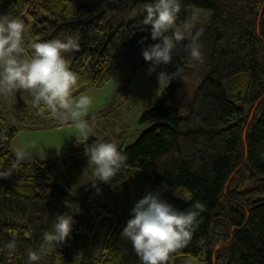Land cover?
Wrapping results in <instances>:
<instances>
[{
	"label": "trees",
	"instance_id": "trees-1",
	"mask_svg": "<svg viewBox=\"0 0 264 264\" xmlns=\"http://www.w3.org/2000/svg\"><path fill=\"white\" fill-rule=\"evenodd\" d=\"M151 2L0 0V14L23 21L26 41H79V50L65 54L78 75L71 93L78 98L108 83L115 71L123 74L126 86L135 72L151 65L142 47L157 41L142 30L140 9ZM263 4L181 0L178 24L191 17V9L208 14L196 26L202 30V59L192 61L180 45L170 63L157 66L172 74L159 102L140 117L152 127L132 145L117 146L127 160L110 182L95 180L84 145L76 138L53 159L18 162L11 142L19 126L62 124H53L51 112L33 107L26 91L0 94V264H28L26 250H39L56 215L69 211L66 199L81 209L71 234L34 264H120L114 240L123 237L137 188L159 192L180 210L195 200L206 206L187 245L170 254L166 264H177L182 256L198 257L203 248L209 264H264V97L258 102L264 96ZM123 54L138 64L122 69L116 61ZM94 140L89 137L87 143ZM103 234L100 253L94 256L93 246ZM13 240L16 248L9 253L5 245Z\"/></svg>",
	"mask_w": 264,
	"mask_h": 264
},
{
	"label": "clouds",
	"instance_id": "clouds-1",
	"mask_svg": "<svg viewBox=\"0 0 264 264\" xmlns=\"http://www.w3.org/2000/svg\"><path fill=\"white\" fill-rule=\"evenodd\" d=\"M180 10L181 0H152L145 5L142 30L150 31L151 40L157 41L142 47L144 59L151 62L150 72L158 65L170 63L173 51L181 44L192 61L202 59L199 43L202 30L196 27L200 14L193 12L190 18L178 24ZM25 32L21 19L0 14V94L26 91L32 98V106L41 113L48 111L61 122L71 121L76 143L84 145L95 180L110 182L120 172L127 155L111 141L87 143L92 128L84 116L92 101L88 95L72 97L78 75L70 69L65 57L66 53L79 50V41L74 38L26 41ZM147 39L144 37L139 43L143 45ZM26 49L30 52L26 53ZM171 74L160 72L159 82ZM26 155L24 148L16 149L18 159ZM185 199L191 200V197ZM64 203L69 211L56 215L52 229L43 234L39 250H26L28 264L40 261L45 252L60 246L70 236L76 223L75 214L81 209L77 202L66 199ZM205 207L203 202L195 200L189 208L180 210L162 199L159 192H148L131 208V218L121 235L131 241L140 264H166L170 254L187 245ZM5 248L9 253L14 252L15 240L8 242Z\"/></svg>",
	"mask_w": 264,
	"mask_h": 264
},
{
	"label": "rangeland",
	"instance_id": "rangeland-1",
	"mask_svg": "<svg viewBox=\"0 0 264 264\" xmlns=\"http://www.w3.org/2000/svg\"><path fill=\"white\" fill-rule=\"evenodd\" d=\"M140 9L145 10V5L140 6ZM193 12L199 13L203 20L208 18L205 12L191 9V15ZM182 49L183 44H181ZM120 58L124 61H120ZM120 58L116 63L122 69L138 64L136 59L130 62L125 54ZM149 69L150 65L140 68L133 74L126 86L122 85L123 74L115 71L108 83L101 88H92L84 94L90 96L92 101L84 116L92 128L91 138L97 141H111L117 146L127 147L132 145L144 131L152 127L151 123L140 122V117L159 102L169 81L166 76L159 82L158 75L161 71L157 66L154 71L150 72ZM50 118L60 121L55 115H51ZM58 123L62 126L55 128L47 126L39 129L19 126L18 134L11 142V150L17 161L35 163L37 159L43 160L47 157L53 159L59 156L58 151L75 138V129L72 122L70 124L61 121ZM118 132L122 134L120 139L115 137ZM21 147L27 153L24 159H18L16 156V149ZM144 195H146L145 189H136L135 197L129 205V218L132 215L131 208ZM103 240L104 234L93 246L94 256L99 255ZM114 246L118 249L120 264H140L130 240L124 237L116 239ZM177 264H209L205 248L198 257H178Z\"/></svg>",
	"mask_w": 264,
	"mask_h": 264
},
{
	"label": "water",
	"instance_id": "water-1",
	"mask_svg": "<svg viewBox=\"0 0 264 264\" xmlns=\"http://www.w3.org/2000/svg\"><path fill=\"white\" fill-rule=\"evenodd\" d=\"M263 6H264V4H263ZM263 6H262V8H261V10H260V12H259L258 22H259V20H260V16H261L262 11H263ZM263 97H264V96H262V97L258 100V102H259L261 99H263ZM258 102H257V103H258ZM257 103H256V104H257ZM254 109H255V108H254ZM254 109H253V111H254ZM251 120H252V114H250V117H249L248 123H247V125H246V127H245V129H244V131H243V142H244L245 146H246V143H245L246 131H247V129H248V126H249ZM239 170H240V167L237 168V169L231 174V176H230L229 179H228L227 185H228L229 182L231 181L232 177H233V176H234ZM220 245H221V244H219V245L215 248V250H214V254H215V252L219 249ZM213 263H214V262H213Z\"/></svg>",
	"mask_w": 264,
	"mask_h": 264
},
{
	"label": "crops",
	"instance_id": "crops-1",
	"mask_svg": "<svg viewBox=\"0 0 264 264\" xmlns=\"http://www.w3.org/2000/svg\"><path fill=\"white\" fill-rule=\"evenodd\" d=\"M53 120V124H57L58 122H60V121H54V119H52ZM67 122H70V121H67ZM49 128H55V127H52V126H50L49 125ZM74 139V138H73ZM72 139V140H73ZM70 143V141L67 143V145H64L63 147H62V149L60 150V151H58V152H61L66 146H68V144ZM47 158H49V157H47ZM46 159V158H45Z\"/></svg>",
	"mask_w": 264,
	"mask_h": 264
}]
</instances>
